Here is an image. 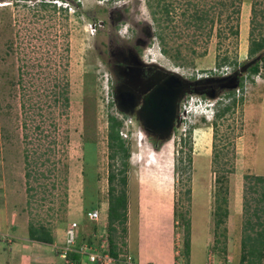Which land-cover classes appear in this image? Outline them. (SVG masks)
<instances>
[{
	"label": "rangeland",
	"instance_id": "1",
	"mask_svg": "<svg viewBox=\"0 0 264 264\" xmlns=\"http://www.w3.org/2000/svg\"><path fill=\"white\" fill-rule=\"evenodd\" d=\"M262 16L264 0H0V264H64L73 225L78 244L112 235L132 264L151 229L177 264H239L243 202L250 213L262 206L248 187L249 176H264V68L246 79L264 56H248L251 38L264 36ZM136 47L152 69L182 76L175 122L160 140H147L115 102L121 56ZM223 59L237 65L223 69L236 79L215 81ZM212 105L230 109L216 119ZM109 116L129 150L127 217L111 234L107 175L119 160L108 158ZM92 209L98 222L86 218ZM29 224L48 230L51 244L31 241Z\"/></svg>",
	"mask_w": 264,
	"mask_h": 264
},
{
	"label": "trees",
	"instance_id": "2",
	"mask_svg": "<svg viewBox=\"0 0 264 264\" xmlns=\"http://www.w3.org/2000/svg\"><path fill=\"white\" fill-rule=\"evenodd\" d=\"M108 2L112 0H107ZM41 6L44 8L47 6V3L42 2ZM253 10V8H252ZM251 10V11H252ZM164 12L168 13L167 9L164 8ZM238 10H236V13ZM155 13V12H154ZM153 13V14H154ZM256 13L252 11V19L251 24L255 19ZM263 17V16H262ZM264 18V17H263ZM196 19L202 20V17L197 16ZM260 28L262 26H259ZM232 34H237V31L232 32ZM253 31H250V36L252 37ZM264 50V36H261L257 40H250V46L248 49V56L250 58H254L257 54L261 53ZM260 56V55H259ZM264 56H260L258 61L254 63L251 67L248 68L246 79L251 80L252 76H258L260 73V69L264 68ZM260 63H263L261 66ZM233 66L232 68H236L237 65L235 63L227 62L226 59L222 61H218L216 63V67L222 66ZM231 68V67H230ZM243 77L240 79L239 88L243 85ZM64 101L67 99L61 94ZM230 105H224L222 108L217 105L215 117H222L227 111H229ZM215 125V124H213ZM122 127V122L118 120L114 116H109L107 120V148H108V158L112 161L118 158L119 160V168L114 170L110 169L107 175V183H108V200H107V225L108 232L114 233L116 232L117 226H122L126 221L127 215V195H126V187H127V169L129 159V150L124 140L121 138L119 132ZM218 158V156H216ZM249 179L252 180L251 188L248 187L253 193L257 194V198H253V201L259 204L262 203V206L254 208V210L250 211L247 209V201L243 203V215L244 223H243V235L241 237V259L239 264H260L263 252H264V176H249ZM219 181V178L216 181ZM224 202V201H223ZM260 212V215L258 214ZM225 217L226 213L223 212L221 214ZM254 219V221H253ZM28 238L36 243L40 244H51L52 238L50 232L43 227L33 226L32 224L28 225ZM109 236V247H110V255L114 258L117 257V251H115L116 246L111 237ZM78 243V241H77ZM189 250V243L186 236V240L184 242V253L187 254ZM68 258L73 260L74 264H79V256L76 254L69 253Z\"/></svg>",
	"mask_w": 264,
	"mask_h": 264
},
{
	"label": "flooded vegetation",
	"instance_id": "3",
	"mask_svg": "<svg viewBox=\"0 0 264 264\" xmlns=\"http://www.w3.org/2000/svg\"><path fill=\"white\" fill-rule=\"evenodd\" d=\"M138 44H136L137 46ZM137 52H130L126 55L121 56V62L124 66L120 68V76L122 83H117L115 94L116 105L121 113L129 114L137 123L140 124L141 128L146 133V139L151 141L160 140L164 136L168 135L172 129L173 124L177 115V102L183 92V85L175 86L169 85L167 82L170 81V74L162 72L160 69H152L153 64L143 62L141 56ZM121 67V66H119ZM148 72L144 73V69ZM209 82V81H208ZM122 84V85H121ZM161 94H164L163 96ZM151 99V102L158 104L161 99L165 101L166 105H174V116L169 126L155 127L152 121V109L151 103L145 104V101ZM157 106V105H156ZM163 109L157 110L163 115ZM166 119L170 114H165ZM149 138V139H148Z\"/></svg>",
	"mask_w": 264,
	"mask_h": 264
},
{
	"label": "built area",
	"instance_id": "4",
	"mask_svg": "<svg viewBox=\"0 0 264 264\" xmlns=\"http://www.w3.org/2000/svg\"><path fill=\"white\" fill-rule=\"evenodd\" d=\"M86 218L90 222H98L99 211L96 209L90 210L86 213ZM76 227V230H75ZM79 232L77 226L73 225L71 228L65 231V244L61 248L59 254L64 264H74L75 262L68 258V254H76L81 259H86L91 264H132V258L126 254L117 255L116 258L110 255L109 242L106 239H102V235L99 237L98 244L89 245L87 243L78 244ZM174 264H177L175 260Z\"/></svg>",
	"mask_w": 264,
	"mask_h": 264
},
{
	"label": "crops",
	"instance_id": "5",
	"mask_svg": "<svg viewBox=\"0 0 264 264\" xmlns=\"http://www.w3.org/2000/svg\"><path fill=\"white\" fill-rule=\"evenodd\" d=\"M93 210V209H92ZM99 211V210H98ZM104 213H106L105 219L107 221V209H105ZM101 215H103V212L101 211ZM103 217V216H102ZM127 217V215H126ZM152 231H155L154 229H151L149 235L147 236V238L144 239V241L141 243V246L143 247H139L137 246V250H140V253H142L141 255V259L139 258L140 255L136 254V259H139L140 264H144V263H149V264H174L173 262V251H172V245L171 243L167 240H165L166 238L162 237V240L165 241L163 242L164 246H162L161 244L157 245V241L151 239L150 237H152L153 233ZM157 231L155 232V236L157 235ZM160 240V239H159ZM133 243H134V239H133ZM137 245V242H136ZM12 256V254H11ZM15 256V255H14Z\"/></svg>",
	"mask_w": 264,
	"mask_h": 264
},
{
	"label": "water",
	"instance_id": "6",
	"mask_svg": "<svg viewBox=\"0 0 264 264\" xmlns=\"http://www.w3.org/2000/svg\"><path fill=\"white\" fill-rule=\"evenodd\" d=\"M171 83L168 81L167 84L169 85H175V86H180L182 84V82L174 77H171L169 78ZM169 85V87H170ZM237 86V84H233L232 85V88H235ZM162 96L164 94H161ZM148 103H153L151 105L152 109L150 110L153 118H152V121H153V124L155 127H162V126H169L170 123L172 122L173 120V116H174V105H172L171 107V104L170 105H166L165 101H163L161 99V101L158 102V104H155L154 102H151V99H148L145 101V104H148ZM157 105V106H156ZM160 109H163V115H161L157 110H160ZM169 113L170 114V118L168 117L166 119L165 117V114Z\"/></svg>",
	"mask_w": 264,
	"mask_h": 264
},
{
	"label": "clouds",
	"instance_id": "7",
	"mask_svg": "<svg viewBox=\"0 0 264 264\" xmlns=\"http://www.w3.org/2000/svg\"><path fill=\"white\" fill-rule=\"evenodd\" d=\"M141 59H142L143 62H145V61L143 60V56H142V55H141ZM150 64H152V63H150ZM226 67H228V66H222V67H219V68H215V69H213L212 72H211L212 75H217V76H219V77H215V76H212V75L210 74V75H211L210 78H211V77H215V81L225 80V79H227L228 77H229V78H234V79H236V78L233 77V76L231 77L230 74L226 73V71L223 70V69H226ZM168 73L170 74L171 77H174V78H176V79H178V80L181 81L182 76H181L180 74H178V73H176V72H171V71H169ZM210 78H209V79H210ZM183 79L188 80V81L190 80L189 78H187V79H186V78H183ZM196 79H199V78L196 77ZM234 84H237L236 87L239 86V84H238L237 82L234 83ZM240 88H241V87H240ZM237 91H239V87H238ZM204 106H205L204 110L209 109L210 111H212V108H210L209 105L205 104ZM212 106H214V112H213V117H214V116H215V113H216L217 105H212ZM207 119H209L208 116H207Z\"/></svg>",
	"mask_w": 264,
	"mask_h": 264
}]
</instances>
